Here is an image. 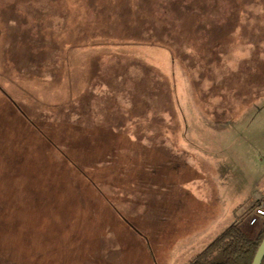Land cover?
Returning a JSON list of instances; mask_svg holds the SVG:
<instances>
[{"label":"rangeland","instance_id":"374dc122","mask_svg":"<svg viewBox=\"0 0 264 264\" xmlns=\"http://www.w3.org/2000/svg\"><path fill=\"white\" fill-rule=\"evenodd\" d=\"M264 197V0H0V264H191Z\"/></svg>","mask_w":264,"mask_h":264},{"label":"trees","instance_id":"16d2710c","mask_svg":"<svg viewBox=\"0 0 264 264\" xmlns=\"http://www.w3.org/2000/svg\"><path fill=\"white\" fill-rule=\"evenodd\" d=\"M263 240L264 221L257 239L249 238L236 224L191 264H253Z\"/></svg>","mask_w":264,"mask_h":264},{"label":"built area","instance_id":"2783aa9c","mask_svg":"<svg viewBox=\"0 0 264 264\" xmlns=\"http://www.w3.org/2000/svg\"><path fill=\"white\" fill-rule=\"evenodd\" d=\"M264 221V197L260 198L253 210L250 212V225L256 226L259 222Z\"/></svg>","mask_w":264,"mask_h":264},{"label":"water","instance_id":"95a60500","mask_svg":"<svg viewBox=\"0 0 264 264\" xmlns=\"http://www.w3.org/2000/svg\"><path fill=\"white\" fill-rule=\"evenodd\" d=\"M253 264H264V240L257 251Z\"/></svg>","mask_w":264,"mask_h":264},{"label":"crops","instance_id":"0c3cea01","mask_svg":"<svg viewBox=\"0 0 264 264\" xmlns=\"http://www.w3.org/2000/svg\"><path fill=\"white\" fill-rule=\"evenodd\" d=\"M259 199H260V198L256 199L255 203L253 202V203L251 204V205H253L252 208H251V211L253 210V208H254L256 202H257ZM261 231H262V227H261L259 233L255 236L254 239H257V238L259 237V235L261 234Z\"/></svg>","mask_w":264,"mask_h":264}]
</instances>
